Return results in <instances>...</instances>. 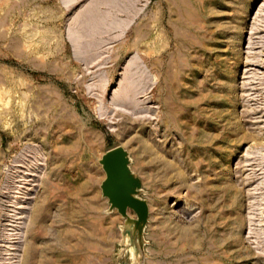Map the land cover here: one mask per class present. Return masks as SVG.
<instances>
[{
    "label": "rangeland",
    "instance_id": "1",
    "mask_svg": "<svg viewBox=\"0 0 264 264\" xmlns=\"http://www.w3.org/2000/svg\"><path fill=\"white\" fill-rule=\"evenodd\" d=\"M114 1L0 0V264H264V0Z\"/></svg>",
    "mask_w": 264,
    "mask_h": 264
},
{
    "label": "water",
    "instance_id": "2",
    "mask_svg": "<svg viewBox=\"0 0 264 264\" xmlns=\"http://www.w3.org/2000/svg\"><path fill=\"white\" fill-rule=\"evenodd\" d=\"M99 162L106 174L101 184L102 194L108 199L110 210L116 209L125 219L124 228L130 230L143 253L150 208L148 201L141 197L142 180L131 168L130 153L123 146H116L108 150Z\"/></svg>",
    "mask_w": 264,
    "mask_h": 264
},
{
    "label": "bare ground",
    "instance_id": "3",
    "mask_svg": "<svg viewBox=\"0 0 264 264\" xmlns=\"http://www.w3.org/2000/svg\"><path fill=\"white\" fill-rule=\"evenodd\" d=\"M97 1H98V0H97ZM113 1H114V0H113ZM130 1H131V0H130ZM130 1H129V2H130ZM103 2H104V1H103ZM114 2H115V1H114ZM94 3H95V2H94ZM94 3H93V4H94ZM106 3H107V2H106ZM130 3H131V2H130ZM109 4H110V2H109ZM111 4H112V3H111ZM105 5H106V4H105ZM90 7H91V6H90ZM98 7H99V6H98ZM113 7H114V6H113ZM116 8H117V7H116ZM87 9H89V8H87ZM89 10H90V9H89ZM92 10H93V9H92ZM94 10H95V8H94ZM99 10H100V9H99ZM98 12H99V11H98ZM92 13H93V12H92ZM96 13H97V12H96ZM110 13H111V12H110ZM90 14H91V13H90ZM90 14L87 13V14L84 15V17H85L86 15L89 16ZM101 14H102V13L99 14L100 16L98 15V16H99V17H98L99 19L96 18V16H94V14H93L94 17H92V15H90L91 18H90L89 20H92L90 24H91L92 28H94L93 31H91L92 33H94L95 27H96V31H97V33H98V31L100 30V28H98L99 30H97V26L99 27V26H101V24H102L101 27L106 26L107 23L104 25V21H105L106 18H108V21L110 20L109 17H111V16L107 17V16H108L107 13H106L107 15L105 14L106 16L104 15V17H103V15H101ZM80 16H81V15H80ZM80 16H79V17H80ZM90 16H89V17H90ZM89 17H88V18H89ZM85 18H86V17H85ZM85 18H84V19H85ZM80 19H82V17H80ZM86 20H87V19H86ZM106 20H107V19H106ZM94 21H95V22H94ZM108 21H107V22H108ZM80 22H81V21H80ZM83 22H84V21H83ZM85 22H86V21H85ZM77 23H78V21H77ZM88 24H89V23H88ZM88 24H87V25H88ZM90 24H89V26H90ZM108 24H109V22H108ZM80 25H81V23H80ZM103 25H104V26H103ZM82 26H86V25H84V23H83V25L80 26L81 29L83 28ZM77 28H78V27H77ZM86 28H87V30L91 29V28L88 29V27H86ZM78 30H79V28H78ZM85 30H86V29H85ZM83 31H84V30H83ZM83 31H82V32H83ZM82 32L80 33V30H79V33H80V34H82ZM85 33H86V32H85ZM92 33H91V34H92ZM80 34H79V36H82L84 33H83L82 35H80ZM91 34H90V35H91ZM86 35H89V34H86ZM90 35H89V36H90ZM93 35H94V34H93ZM75 36L77 37V34H75ZM79 36H78V38H80ZM83 37H84V35H83ZM83 37H82V38H83ZM87 37H88V36H87ZM92 37H93V36H92ZM78 38H76L77 41H79ZM82 38H80V40H81ZM84 39H85V38H84ZM92 39H93V38H92ZM82 40H83V39H82ZM86 40H87V39H86ZM90 40H91V39H90ZM87 41H88V40H87ZM80 42H81V41H80ZM82 42H83V41H82ZM87 43H88V42H87ZM82 44H84V43H82ZM131 94H132L131 89H130L129 87H126V88H124V89L121 91V94H120L119 98L122 97L123 99H126L125 101H127V100L130 99ZM130 100H131V99H130ZM111 149H112V148H111ZM109 150H110V149H109Z\"/></svg>",
    "mask_w": 264,
    "mask_h": 264
}]
</instances>
